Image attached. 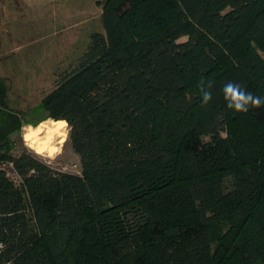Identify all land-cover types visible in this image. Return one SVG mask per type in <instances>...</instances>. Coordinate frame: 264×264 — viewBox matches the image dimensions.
<instances>
[{
	"label": "trees",
	"instance_id": "trees-1",
	"mask_svg": "<svg viewBox=\"0 0 264 264\" xmlns=\"http://www.w3.org/2000/svg\"><path fill=\"white\" fill-rule=\"evenodd\" d=\"M101 24L42 99L80 173L0 132V264H87L97 246L100 264H264V107L222 91L264 97V0H104Z\"/></svg>",
	"mask_w": 264,
	"mask_h": 264
},
{
	"label": "rangeland",
	"instance_id": "rangeland-1",
	"mask_svg": "<svg viewBox=\"0 0 264 264\" xmlns=\"http://www.w3.org/2000/svg\"><path fill=\"white\" fill-rule=\"evenodd\" d=\"M103 2L0 0V88L4 92L0 132L10 141L12 154L29 150L55 169L80 173L78 156L63 135L68 130H56L57 134L48 140H44L42 132L32 137L29 147L22 129L29 124L32 130L55 129L49 124L54 120L42 108V99L53 89L56 76L75 65L90 33L102 32ZM245 132L254 137L253 129L246 127ZM37 148L41 154H37ZM8 175L19 183L12 171L8 170ZM100 262L97 246L90 250L87 264Z\"/></svg>",
	"mask_w": 264,
	"mask_h": 264
},
{
	"label": "clouds",
	"instance_id": "clouds-1",
	"mask_svg": "<svg viewBox=\"0 0 264 264\" xmlns=\"http://www.w3.org/2000/svg\"><path fill=\"white\" fill-rule=\"evenodd\" d=\"M182 39L186 42L188 37L185 36ZM210 87V84H206L203 81H201L199 84V93L202 105H208L212 101L213 96L212 92L210 91ZM222 91L224 100L226 102V108L233 110L236 113H247L250 109H259L264 107V97H261L252 91L242 88L237 83L231 81L227 82L224 85ZM49 122L56 123L60 128L70 131V126L66 120ZM22 130L24 131V140L26 145L32 147V145L28 143L36 134L32 130V125H25ZM63 135L66 138L67 131ZM36 151L37 154H41V150L39 148H37ZM3 247L4 245L0 244V249H2Z\"/></svg>",
	"mask_w": 264,
	"mask_h": 264
},
{
	"label": "bare ground",
	"instance_id": "bare-ground-1",
	"mask_svg": "<svg viewBox=\"0 0 264 264\" xmlns=\"http://www.w3.org/2000/svg\"><path fill=\"white\" fill-rule=\"evenodd\" d=\"M49 124L54 126L55 129H48V127H44V129H48V130L47 131H41V127H39V128H36L35 130H33V132L36 133L34 136L42 134V132H44V135H43L44 137L42 136L44 138V140H48L49 138L50 139L53 138L57 134V131H60L61 128L56 123L50 122ZM63 139H64L63 137L60 138L59 142H62Z\"/></svg>",
	"mask_w": 264,
	"mask_h": 264
},
{
	"label": "built area",
	"instance_id": "built-area-1",
	"mask_svg": "<svg viewBox=\"0 0 264 264\" xmlns=\"http://www.w3.org/2000/svg\"><path fill=\"white\" fill-rule=\"evenodd\" d=\"M1 244V243H0ZM1 250V249H0Z\"/></svg>",
	"mask_w": 264,
	"mask_h": 264
}]
</instances>
